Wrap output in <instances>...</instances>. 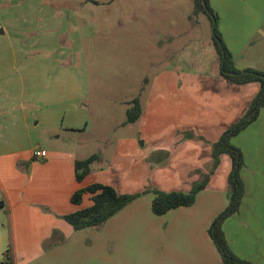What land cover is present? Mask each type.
<instances>
[{"label":"rangeland","instance_id":"374dc122","mask_svg":"<svg viewBox=\"0 0 264 264\" xmlns=\"http://www.w3.org/2000/svg\"><path fill=\"white\" fill-rule=\"evenodd\" d=\"M194 2L0 0V143L30 146L39 127L32 134L26 133L19 127L22 117L35 119L45 105L62 101L68 102L64 112L69 115L80 85L86 84L94 95L87 101L86 135L95 133L100 138L88 152L108 149L103 172H119L111 180L121 192L142 193L102 224L62 231L14 264H224L208 229L228 206V190L214 189L197 195L192 206L156 215L152 211L153 189H162V179L166 181L161 170L167 160L163 155L157 161L148 148L160 134L174 136L170 130L173 120L165 121L158 133L154 128L146 130L145 145L137 124L118 126L127 119L118 99L134 98L143 88L151 89L172 63H178V67H171L177 82H194L196 87L225 93L223 80L212 78L221 76L219 56L210 42L211 19L195 14ZM209 5L217 15L235 67L264 70V0H209ZM242 87L232 90L254 95L257 84ZM147 93L144 90L141 95ZM70 133L72 139L86 137L78 130ZM104 135L106 140L101 139ZM47 136L43 135L42 145L66 148L67 144ZM123 139H132L136 148L141 146L147 152V168L123 172L125 164L119 163L108 170ZM231 143L245 155L240 170L245 192L264 196V109ZM125 173H137V177L124 184ZM146 190L149 192L144 193ZM260 209H264V202ZM0 219V223L7 219L1 208ZM236 226L235 215L223 223L231 248H238ZM3 236L7 239L10 235L5 231ZM5 250L0 251V260Z\"/></svg>","mask_w":264,"mask_h":264},{"label":"crops","instance_id":"0c3cea01","mask_svg":"<svg viewBox=\"0 0 264 264\" xmlns=\"http://www.w3.org/2000/svg\"><path fill=\"white\" fill-rule=\"evenodd\" d=\"M261 31L264 34V29ZM171 67H178V63H172ZM171 67L161 73L151 89H142V93L145 90L148 95L140 94L141 117L130 124H137L140 133L144 135L142 145H145L146 130L154 128V132L158 133V129L166 125L165 121L173 120L170 130L174 136L160 134L159 138L150 142L148 149L155 153L157 161H160L163 155L166 156V164L161 170L162 177H166V181L162 179V190L188 191L194 182L210 172L213 166V143L219 140L233 122L244 115L249 103L258 93L260 84H230L221 75L222 79L212 76L216 80L219 79L218 81L223 80L221 86L226 91L222 94L221 91L213 92L200 85L196 87L194 82H177ZM170 73L172 76H168ZM253 84H257L254 95L242 89H239V92L232 90ZM79 90L74 111L69 115L64 112L68 102L62 101L45 105L44 112H39L35 119L22 117L19 127L26 133L32 134L33 130L39 127L30 146L24 148L12 143H0V208L7 215L6 221L0 223V251L2 254L4 247L11 245L14 260L28 257L31 250L41 248L55 235L73 228L63 216L92 203L90 195H85L82 204H74L71 198L78 189L96 182L116 187L112 180L119 176V172H103L102 164L108 157V149L99 152L100 158L92 163L91 171L83 181L76 179V161L98 153L97 150L88 151L95 143H100V138L95 133L86 135L89 129L87 101L89 96L94 95L89 92L86 84L80 85ZM132 99L130 95L118 99L119 104L124 105L126 113L128 102ZM125 121L126 119L121 120L118 126H126ZM73 130H78L86 137L72 139L70 132ZM43 135H49L47 137H51V140L54 138V141L67 144L66 148L64 145L47 148L46 144L42 145ZM101 139L106 140V135ZM135 144L132 139H123L112 162L109 163L108 170L119 163L125 164L123 172L137 167L147 168L144 161L147 152L142 150L141 146L140 149L136 148ZM37 147L46 150L47 155L36 157L34 150ZM227 157L230 159L227 154L221 156L219 167L211 175L207 187L198 193L199 196L218 188L228 190L232 162L228 163ZM128 174L123 176L124 184L137 177V173ZM242 180L246 187L244 177ZM165 183L168 186H164ZM116 189L118 190L117 187ZM262 202L264 196L245 192L242 204L234 214L237 218L239 242L238 248L232 249L242 258L255 264H264V209H260ZM5 231L10 235L7 239L3 236Z\"/></svg>","mask_w":264,"mask_h":264},{"label":"trees","instance_id":"16d2710c","mask_svg":"<svg viewBox=\"0 0 264 264\" xmlns=\"http://www.w3.org/2000/svg\"><path fill=\"white\" fill-rule=\"evenodd\" d=\"M194 13H203L211 19L212 41L219 56V73L230 84H248L258 82L260 89L249 103L244 115L233 122L221 135L218 141L213 143V166L209 173L192 184L190 190H162L153 189L152 211L156 215H163L173 209L192 206L199 192L204 190L212 174L221 163V156L227 154L232 162V168L228 176L229 204L217 217L214 218L208 229V234L221 255L224 264H255L254 262L239 256L230 246L223 228L224 221L236 214L242 204L245 194L244 182L240 176V170L245 165L243 152L234 146L231 141L255 122L264 108V70L246 68L239 70L235 67L233 55L223 41L218 28V18L209 0H195ZM127 119L125 123L136 122L142 114L140 94L128 102ZM100 158L99 153H94L86 159L77 160L75 172L77 181L81 182L90 173L91 165ZM149 191H144V193ZM142 193H122L111 184L96 182L81 187L72 196L74 204L80 205L85 195H90L91 205L64 215V219L73 227L80 230L86 227H94L102 224ZM0 264H14L13 250L9 246L3 253Z\"/></svg>","mask_w":264,"mask_h":264},{"label":"built area","instance_id":"2783aa9c","mask_svg":"<svg viewBox=\"0 0 264 264\" xmlns=\"http://www.w3.org/2000/svg\"><path fill=\"white\" fill-rule=\"evenodd\" d=\"M34 155L36 157H45L47 155V151L44 150L43 148L41 147H37L35 150H34Z\"/></svg>","mask_w":264,"mask_h":264}]
</instances>
